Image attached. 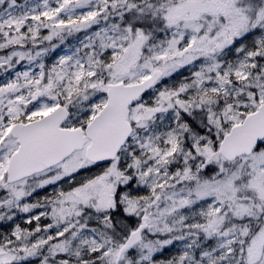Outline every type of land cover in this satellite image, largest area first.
Masks as SVG:
<instances>
[{
    "label": "snow or ice",
    "instance_id": "6c2138e0",
    "mask_svg": "<svg viewBox=\"0 0 264 264\" xmlns=\"http://www.w3.org/2000/svg\"><path fill=\"white\" fill-rule=\"evenodd\" d=\"M0 264H264V0H0Z\"/></svg>",
    "mask_w": 264,
    "mask_h": 264
},
{
    "label": "rangeland",
    "instance_id": "374dc122",
    "mask_svg": "<svg viewBox=\"0 0 264 264\" xmlns=\"http://www.w3.org/2000/svg\"><path fill=\"white\" fill-rule=\"evenodd\" d=\"M17 2L23 3V0H17ZM55 58H56V53H52L50 56L46 57V62L51 63Z\"/></svg>",
    "mask_w": 264,
    "mask_h": 264
}]
</instances>
